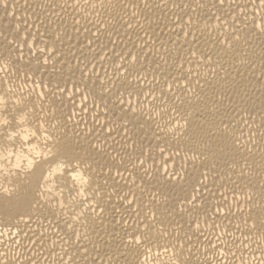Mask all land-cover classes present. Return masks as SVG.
<instances>
[{
    "label": "bare ground",
    "instance_id": "1",
    "mask_svg": "<svg viewBox=\"0 0 264 264\" xmlns=\"http://www.w3.org/2000/svg\"><path fill=\"white\" fill-rule=\"evenodd\" d=\"M262 29L264 0H0V264H264Z\"/></svg>",
    "mask_w": 264,
    "mask_h": 264
},
{
    "label": "snow or ice",
    "instance_id": "2",
    "mask_svg": "<svg viewBox=\"0 0 264 264\" xmlns=\"http://www.w3.org/2000/svg\"><path fill=\"white\" fill-rule=\"evenodd\" d=\"M219 2L222 4L224 2V0H219ZM262 31H264V29H262ZM133 59H135V57H133ZM139 107L142 108V106H139ZM132 111L135 112V111H137V109L134 108V109H132ZM16 126L17 125L15 123V117H12L11 120L7 119V118H5L3 120H0V144H6L7 141L13 140V136L15 135V133H11L9 131V129L14 128ZM32 136H35V132L32 133ZM48 138L50 139L51 137H48ZM24 139L26 141L28 138L25 137ZM61 151L62 150L57 149V152H53V149L49 148L48 155H46L43 158V161L42 162H36L35 166L38 167V168H41V175H43L42 164L49 162V156H57ZM8 155L11 156L12 153L9 152ZM65 158H67V157H65ZM68 163L71 164V161L69 160ZM15 167L19 168L20 164L17 163L15 165ZM28 167H29V169H32L33 168V162L30 161ZM5 191H7V190L5 189ZM37 210L40 211L41 209L38 208ZM197 228H199V225H197ZM165 251H167V249H165ZM177 264H187V262L183 261V260H180L179 257H177Z\"/></svg>",
    "mask_w": 264,
    "mask_h": 264
}]
</instances>
